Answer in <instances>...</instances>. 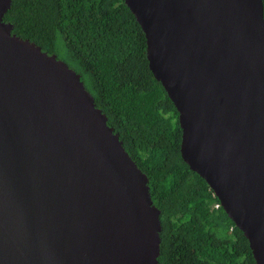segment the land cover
<instances>
[{
    "label": "water",
    "instance_id": "95a60500",
    "mask_svg": "<svg viewBox=\"0 0 264 264\" xmlns=\"http://www.w3.org/2000/svg\"><path fill=\"white\" fill-rule=\"evenodd\" d=\"M182 130L180 155L264 264L262 0H124ZM0 264H157L148 177L80 74L3 19Z\"/></svg>",
    "mask_w": 264,
    "mask_h": 264
},
{
    "label": "trees",
    "instance_id": "16d2710c",
    "mask_svg": "<svg viewBox=\"0 0 264 264\" xmlns=\"http://www.w3.org/2000/svg\"><path fill=\"white\" fill-rule=\"evenodd\" d=\"M3 19L80 74L146 173L160 209L157 264H255L247 238L180 155L178 112L149 68L145 34L124 0H12Z\"/></svg>",
    "mask_w": 264,
    "mask_h": 264
},
{
    "label": "built area",
    "instance_id": "2783aa9c",
    "mask_svg": "<svg viewBox=\"0 0 264 264\" xmlns=\"http://www.w3.org/2000/svg\"><path fill=\"white\" fill-rule=\"evenodd\" d=\"M219 205H220L219 203H216V204H215V207H219Z\"/></svg>",
    "mask_w": 264,
    "mask_h": 264
},
{
    "label": "clouds",
    "instance_id": "9594fccd",
    "mask_svg": "<svg viewBox=\"0 0 264 264\" xmlns=\"http://www.w3.org/2000/svg\"><path fill=\"white\" fill-rule=\"evenodd\" d=\"M220 204V203H219Z\"/></svg>",
    "mask_w": 264,
    "mask_h": 264
}]
</instances>
